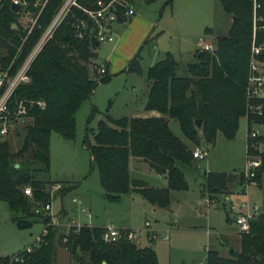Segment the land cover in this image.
<instances>
[{
  "label": "trees",
  "instance_id": "obj_1",
  "mask_svg": "<svg viewBox=\"0 0 264 264\" xmlns=\"http://www.w3.org/2000/svg\"><path fill=\"white\" fill-rule=\"evenodd\" d=\"M33 1L28 0V11L34 15L37 9L32 6ZM98 1L106 4L111 0H76L78 8L69 9L33 60L28 71L29 84L14 93L13 98L45 103L44 109L34 108L28 113L30 123L21 128L23 135L16 151H10L7 139L0 140V202L8 207L10 222L17 229H28L36 222L42 226L49 223L47 216L29 210L22 189H30L31 198L38 206L50 202L46 191L50 184L38 178L40 174H48L50 135L54 133L63 140H72L74 116L80 104L90 97L97 84L109 80L108 76L96 73L100 66L94 62L95 53L90 49V33L77 39L73 28L75 21L91 25L82 9L94 10ZM122 1L133 5L136 0ZM140 1L148 5L158 0ZM218 2L222 12L230 18V26L225 36L214 38L212 54L196 50L182 77L176 75L178 66L169 54L146 70L148 90L144 110L154 111L159 117L114 119L105 115L95 129L88 130L85 135L82 146L88 152L90 168L96 170L107 201L116 202L121 196L134 193L152 206L165 207L169 192L186 190L177 165L189 163V149L171 134L168 121L176 122L188 142H195L198 133L200 142L209 146L217 133L225 140L234 137L237 121L244 114L253 6L256 18L254 40L264 43V0ZM170 3L171 0H163V7ZM61 4L62 0L45 3L27 36L24 52L37 41ZM118 22L122 21L119 19ZM23 36L8 0H0V49L5 52V56L0 57L1 67L9 62ZM145 42L147 40L143 44ZM139 51L128 62L126 73H140ZM260 59L264 60V56ZM256 102L262 106V117L257 119L262 122L264 99ZM93 113L91 109L90 117ZM194 121H200L199 129L194 127ZM130 158L142 161L154 173L164 176L166 187L151 188L132 180L127 169ZM259 161L260 167L254 176L258 187L264 176V152L259 155ZM14 165L18 167L14 168ZM233 179L242 192L245 180L235 172L208 173L203 188L210 194H217ZM63 190L64 187L58 193ZM101 233L98 227L61 232L58 227L46 226V234L40 242L29 253L16 254L21 261L10 264H55L58 245L67 248L75 264H158L150 247H137L125 238L105 244L100 240ZM9 259L0 258V264H8ZM205 264H264V224L260 219L251 222L248 234L239 238V251L229 252L228 258L219 257L215 251H206Z\"/></svg>",
  "mask_w": 264,
  "mask_h": 264
},
{
  "label": "rangeland",
  "instance_id": "obj_2",
  "mask_svg": "<svg viewBox=\"0 0 264 264\" xmlns=\"http://www.w3.org/2000/svg\"><path fill=\"white\" fill-rule=\"evenodd\" d=\"M159 2L161 1L143 6L137 1L133 5L137 15L153 21L149 40L140 50V73H121L120 70L112 72L110 67L104 69V75L108 76L109 80L97 84L90 97L80 104L74 116L73 139L66 141L51 133L48 174H40L38 178L48 184L59 183L67 187L57 193L51 202V212L59 220H62L60 206L75 209V205L70 203V199L74 198L81 203L79 207L90 213L92 225L111 224L123 231L135 232L136 239L133 243L137 247H150L158 264H205L208 249L215 251L221 258H228L229 252L239 251L241 235L236 233L230 220L229 206H237L241 202L259 206L256 202L258 194L254 187H247L243 193L237 187L236 181L217 194H210L209 190L203 188L208 173L242 172L245 166L243 115L237 121V129L231 140H225L217 133L210 146L200 142L199 133L195 142L186 141L176 122L169 121L171 134L189 149V163L177 165L186 190L169 192L168 204L165 207L152 206L137 194H126L116 202L107 201L99 186L96 170L90 168L88 152L82 146L88 130H94L97 122L103 120L105 115L114 119H128L130 114L141 111L145 72L161 61L165 54H169L176 62V75L185 76L186 65L193 61L190 43L197 46L198 41L202 39L214 44V40L203 35V29L211 30L214 37H222L230 26V18L222 12L218 0H171L170 8V5L163 7V1ZM94 53V62L102 67L107 61L109 46L100 44ZM3 56L5 52L0 49V57ZM91 109L94 113L90 117ZM29 123L30 119H27L22 125L15 126L6 138L11 152L19 148L23 135L21 128ZM194 149H202L206 152V157L202 160L192 159L191 153ZM137 177L151 188H158L154 183H163L148 171L140 172ZM165 187L166 184L163 188ZM229 195L238 197H233L229 202L225 201L224 197ZM25 198L29 210H34L37 204L32 198ZM10 218L8 207L0 202V258L15 257L31 246L41 232L42 225L39 222L28 229H17L11 224ZM81 220L84 221L82 218ZM144 222L148 223L149 232L143 231ZM59 229L61 232H67L61 227ZM218 242L223 243V247L218 245ZM55 264L75 263L67 248L58 245Z\"/></svg>",
  "mask_w": 264,
  "mask_h": 264
},
{
  "label": "built area",
  "instance_id": "obj_3",
  "mask_svg": "<svg viewBox=\"0 0 264 264\" xmlns=\"http://www.w3.org/2000/svg\"><path fill=\"white\" fill-rule=\"evenodd\" d=\"M48 0H34L32 6L37 9L33 15L28 11V0H8L10 8L12 6L18 7L14 12L16 14V22L24 36L20 39L19 44L15 47L14 53L9 62L1 67L0 66V140L6 139L17 125H22L27 119L28 113L34 109H44L45 103L42 100H32L25 98H13L14 93L21 86L28 85L30 82L28 71L29 68L41 50L45 42L51 37L54 29L62 21L66 13L71 7L78 8L76 0H62V4L53 16L47 27L43 30L37 41L24 52L27 36L32 31L36 19ZM96 9L83 10L86 19L91 23L75 21L73 28L75 37L81 39L82 35L89 32L98 46L100 44H107L113 42L112 27L114 24L129 18L133 15V10L130 4L122 0H111L104 4L100 1L96 2ZM255 6L252 12V35L249 48V60L246 81L244 85V114L245 120V166L240 173L245 180L243 193L247 187H258L254 181L256 170L260 167L259 155L262 153V145L264 144V121H257L262 117V106L256 100L264 99V43H256L254 40L255 32ZM121 10V12L119 11ZM15 28V26H12ZM264 30V26L262 27ZM196 50L212 54L214 51V44L212 41L199 40ZM97 75L104 74L102 67L96 68ZM194 160H202L206 157V152L202 149H194L191 153ZM264 184V176L261 179V186ZM63 186L59 183H52L47 188V193L50 202L43 206H36L33 210L34 214L42 213L49 218V223L42 226L41 232L35 238L34 243L25 248L23 251L29 253L31 248L40 242L42 236L46 234V226L61 227L65 231L72 230L77 232L81 227H89L81 224L78 220L71 218L70 220H59V218L51 212V202L55 194L62 190ZM25 197L32 196L28 187L22 190ZM75 203V200H72ZM87 220L90 219L88 213H84ZM228 215L231 222L235 226L238 235H246L250 231V224L256 219L264 224V209L257 205H248L246 202H241L237 206L230 205L228 208ZM102 233L100 240L102 243L110 244L116 242L120 238H125L128 241L136 239L135 232L123 231L115 228L111 224H107L101 228ZM143 231L149 232V225L147 222L143 224ZM65 239H62V243ZM21 261L17 257L9 259L10 264L12 261Z\"/></svg>",
  "mask_w": 264,
  "mask_h": 264
},
{
  "label": "crops",
  "instance_id": "obj_4",
  "mask_svg": "<svg viewBox=\"0 0 264 264\" xmlns=\"http://www.w3.org/2000/svg\"><path fill=\"white\" fill-rule=\"evenodd\" d=\"M137 1H139L143 6L152 5V4L157 2V1H155L154 3L145 5L140 0H136L134 2V4ZM160 1L162 2L163 0H160ZM161 2H159V3H161ZM133 5H131V8L133 10V15L129 18H126L122 22H118V23L114 24L112 27V29H113V31H112L113 42L107 43V46H109V55H108L107 61L102 66L103 69H105V70L108 69V67H110L112 72H114L116 70L117 71L120 70L121 73H125L127 65H124V64L125 63L128 64V62L132 59V57L139 51V48L142 46L143 42L146 40L147 41L149 40L148 37H149L150 31H151V27L153 26V21L151 19H149L148 17L137 15ZM171 6L172 5H170L169 8ZM119 26L120 27L123 26L124 28L121 29ZM203 35L207 36V37L209 36L210 39H212V40H214V38H215L212 31L209 29H206V28L203 29ZM223 36H225V35H223ZM145 44H147V42H145ZM145 44H143V46ZM190 48L193 50L192 51L193 54L191 55V58L194 59L193 56H195L196 45L194 43H190ZM139 55H140V51H139ZM147 90H148V83L145 80L144 81V91L142 93V101H141V109H140L141 111L134 112V113L130 114L128 118H155V117H159V114H157L154 111H145L144 110V102H145ZM168 123H169V121H168ZM127 169H128L129 177L132 180L139 181L137 174H140V172H147L148 171V172H152L154 175H156L157 178H159L161 181H163L162 184L159 183L158 185H157V183H154L155 187L163 188L166 184V182H165L166 180H165L164 176H161V175L154 173L147 166V164L143 163L142 161L130 158L128 160V163H127ZM232 172H234V171H232ZM200 173H204V172L200 171ZM225 174H227V173H225ZM233 181H234V179L232 180V183H233ZM63 187H64V189L67 188L66 186H63ZM254 189L257 191V194H258V196L256 198V202H258L261 209H264V184L260 187H254ZM128 194H134V193H128ZM240 195L242 196V194H240ZM201 197H202V195H201ZM233 197L237 198L238 196L237 195L236 196L229 195V196L224 197V200L229 202L230 199H232ZM72 200H75L76 202L73 203ZM70 203L75 205V209L71 210V209H69V207H65L63 205L60 206L59 210H61L62 221L70 220L71 218H73V219H76L80 222V220L82 218V219H84V221L81 220L82 221V222H80L81 224L87 225L89 227H98V228L103 227V226L92 225L90 213L88 211L84 210L83 208L79 207V206H81V203L79 201H77L74 198H71ZM152 211H154V209H152ZM84 213H88L90 215L89 220L86 219ZM70 214L72 217H70ZM222 242L226 243V241H224V240H222ZM222 244L223 243L218 242V245H220L221 247H223ZM226 244H228V243H226Z\"/></svg>",
  "mask_w": 264,
  "mask_h": 264
},
{
  "label": "water",
  "instance_id": "obj_5",
  "mask_svg": "<svg viewBox=\"0 0 264 264\" xmlns=\"http://www.w3.org/2000/svg\"><path fill=\"white\" fill-rule=\"evenodd\" d=\"M10 9L14 13V12H16L18 10V7L12 6ZM89 44H90V49L93 50V51L98 47V43L96 42V40L93 37H89ZM263 69H264V65H263ZM194 127L196 129H199L200 121H194ZM17 167H18V165H14V168H17Z\"/></svg>",
  "mask_w": 264,
  "mask_h": 264
}]
</instances>
